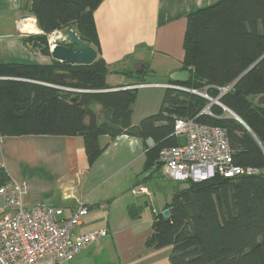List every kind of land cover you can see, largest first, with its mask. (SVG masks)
I'll return each instance as SVG.
<instances>
[{
  "label": "trees",
  "instance_id": "1",
  "mask_svg": "<svg viewBox=\"0 0 264 264\" xmlns=\"http://www.w3.org/2000/svg\"><path fill=\"white\" fill-rule=\"evenodd\" d=\"M102 1L28 0L41 32L28 36L27 42L51 55L48 34L73 29L98 56L88 65L54 59L0 63L1 136L81 135L93 163L104 150L102 136L128 134L144 141L146 171L161 168L163 147L180 144L174 132L176 118L196 117L222 126L235 163L258 172L188 180L156 215L145 244L156 249L170 246L171 264H264V106L255 103L264 94V0H219L189 13L182 68L190 71V79L163 82L218 99L246 125L210 98L172 88H164L158 112L133 124L138 88L107 83L110 66L100 55L94 21ZM67 40L62 43L73 47ZM149 72L150 65H143L136 83H150ZM93 104L101 105V113ZM167 209L170 217L164 215ZM131 215L136 217L132 207Z\"/></svg>",
  "mask_w": 264,
  "mask_h": 264
},
{
  "label": "crops",
  "instance_id": "2",
  "mask_svg": "<svg viewBox=\"0 0 264 264\" xmlns=\"http://www.w3.org/2000/svg\"><path fill=\"white\" fill-rule=\"evenodd\" d=\"M218 1L103 0L94 11V21L100 55L110 66L107 83L112 87L135 84L137 81H133L140 77L137 71L145 64L150 65L146 79L155 75L166 79L158 83L168 82L173 72L184 69L187 15ZM39 32L28 0H0V63H51V55L26 41ZM92 107L101 113V105ZM134 114L135 108L132 122L136 125L139 122H135ZM4 138H20L22 145H30L26 150L19 149L22 162L29 167L24 171L0 160L12 179L27 183L26 205L49 203L62 207L64 215L69 216L84 202L90 212L74 236L107 231L106 236L76 254L70 264H171L170 247L156 249L145 244L155 221V217H144L153 199L146 184L153 172L147 171L155 168L144 170L145 146L141 138L128 134L102 136L104 150L93 163L88 161L81 135L7 136L2 141ZM142 159L141 167L132 170ZM122 173L126 177L123 185L115 183L111 189L100 190ZM127 184L130 195L123 192ZM131 207L136 217L131 215ZM152 210L156 215L162 212L156 207Z\"/></svg>",
  "mask_w": 264,
  "mask_h": 264
},
{
  "label": "built area",
  "instance_id": "3",
  "mask_svg": "<svg viewBox=\"0 0 264 264\" xmlns=\"http://www.w3.org/2000/svg\"><path fill=\"white\" fill-rule=\"evenodd\" d=\"M64 40L67 36L63 30L49 33L50 51L57 42ZM146 86L185 90L210 98L196 89L175 83H135L124 87ZM217 102L225 111L229 110L218 99ZM203 112L212 114L208 109ZM174 132L180 144L163 147L159 161L163 173L175 181H184V187L188 186V180L203 181L216 174L235 177L258 172L235 163L228 133L222 126L200 122L196 117H178ZM2 139L0 134V142ZM27 194V183L12 179L0 163V264H70L76 254L107 235L106 230H94L74 236L76 228L90 212L86 203L65 216L64 209L59 206L26 205Z\"/></svg>",
  "mask_w": 264,
  "mask_h": 264
},
{
  "label": "rangeland",
  "instance_id": "4",
  "mask_svg": "<svg viewBox=\"0 0 264 264\" xmlns=\"http://www.w3.org/2000/svg\"><path fill=\"white\" fill-rule=\"evenodd\" d=\"M73 47H76V46L73 44ZM138 80L139 79L134 80L133 82H136ZM165 80L166 79H160L156 77L155 75H152L151 77L147 78V81H149L150 83L157 82V81H165ZM164 91H165L164 88H161V87L159 88V87H154V86L152 87L146 86V87L138 88V95H137L136 102L134 104L135 122H139L143 117L159 111L161 104H162ZM153 103L156 105H153ZM18 140H20V138H7V139L4 138V140L0 144V160L7 162L9 166L10 164H13V166L15 167L17 171H20V170L24 171V169L29 168V167H25V163L22 162V154L20 153L19 149L26 150L30 145H22V143L19 142ZM24 140L25 139L21 141H24ZM143 162H144V159L138 160L133 165L132 170H136L138 167H141ZM150 170L151 171L149 172L146 170L147 174H150L151 172H153L152 173L153 176L152 177L150 176L149 178L146 179L147 181L146 184L150 187L152 191L153 199H152V202L149 201V206H147L145 209L144 217L146 219H154V217H156L155 216L156 213L153 212L152 210L153 207H156L157 211H163V208L166 206V204L171 201L174 192H176L180 188H183L184 183H185L184 181H175L174 179L168 177L166 174L162 173V171L158 169H155L154 171H152V169ZM132 173L134 172L132 171ZM125 182H126V177H124V173H122L115 180L111 181L109 184H107V186L101 188L100 190L111 189V187L115 185V183L123 185ZM128 188H129V185L127 184L124 187L123 192H126L127 195H130L128 194L130 192ZM167 247H170V246H167Z\"/></svg>",
  "mask_w": 264,
  "mask_h": 264
},
{
  "label": "water",
  "instance_id": "5",
  "mask_svg": "<svg viewBox=\"0 0 264 264\" xmlns=\"http://www.w3.org/2000/svg\"><path fill=\"white\" fill-rule=\"evenodd\" d=\"M65 34L69 39V41L73 43L76 47H70L65 43L57 42L54 45V47L51 49V56L53 57L54 60L67 61L72 64H82V65L91 64L96 60L98 56L97 49L93 47L91 44H88L87 42L82 40L75 30L68 29ZM190 76H191L190 71L183 69L180 71L173 72L170 75V78L172 80L186 82L190 79ZM212 102L218 104L217 99H213ZM255 103L257 105L264 106V94L257 96L255 98ZM228 112H230L234 118H236L241 123L246 125L245 122L239 116H237L233 111L229 109ZM170 214L171 213L169 209L164 211V215L166 217H170Z\"/></svg>",
  "mask_w": 264,
  "mask_h": 264
}]
</instances>
